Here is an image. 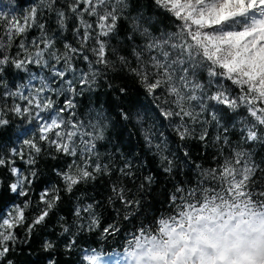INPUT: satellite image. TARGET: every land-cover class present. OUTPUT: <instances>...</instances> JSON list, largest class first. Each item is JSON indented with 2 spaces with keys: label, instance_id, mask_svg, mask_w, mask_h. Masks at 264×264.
<instances>
[{
  "label": "clouds",
  "instance_id": "obj_1",
  "mask_svg": "<svg viewBox=\"0 0 264 264\" xmlns=\"http://www.w3.org/2000/svg\"><path fill=\"white\" fill-rule=\"evenodd\" d=\"M134 2L135 0H90L92 7L87 10L92 15L89 17H94L95 23L100 16L106 17L103 29L105 35L101 37V30L97 28L85 29L81 35L80 29H84L85 23L93 22L77 14L78 26L73 30V36L79 47L67 40L61 41L62 48L58 47V38L49 34L46 27L40 31L35 44L32 41L30 45L25 44L20 48L23 52L22 58L19 54L16 57L8 55L10 44L0 45V51L4 52L0 58V76L4 75L5 67L11 64L16 72L23 73L25 77L15 88L10 87L7 80H0V87L5 89L3 96L11 98L12 101L11 104L0 106V129L12 124L16 118L21 121L14 131L25 151L18 152L16 148H11L10 152L13 157L20 156L26 166H32L27 174L15 166L9 169L14 178L8 186L11 193L29 197L22 207L17 205L15 208H23L26 213L31 207L30 189L38 176L35 165L38 162L37 157L42 154L41 142L53 150V161L57 159V155L70 158L63 170L52 168L58 183H53L51 187L40 192L38 204L42 207L28 224L29 232L37 225H43L57 209L62 202L59 194L61 191L71 199L78 188L94 185L101 177H107L111 181L110 206L115 207V200H120L122 207L116 209L117 216H122L129 224L132 223L131 217L137 216L141 211L142 200L149 195L156 180L151 173H141L143 181L135 190L130 189L123 180L126 176H134L131 165L125 163L124 168L117 169L114 163L115 154L104 162L107 153L101 152L98 145L108 143L109 132L114 128L117 129L115 134L119 136L121 123L137 130L146 149L158 158L163 171L169 175L173 173L176 161L181 159L180 152L183 151L184 156H188L184 142L194 139L203 142L205 147H211L216 153L213 159L219 157L222 163L215 168H205L197 164V185L207 188L205 181L215 180L216 184H222L223 191H227L235 182L239 187L233 188L232 193H245L243 197H238L241 201L257 197L251 201L250 207L255 211H264V204L259 203L258 195L264 189V176L257 178V171L264 173V169L253 159V149L246 146L264 143V123H261L264 111H259L260 105L264 104V97L258 96L255 91H247V84L237 83L245 78L239 72L229 70L233 60L229 52L233 45L242 43L244 39H252L238 37L234 33L253 27L264 32V27L260 24L264 22V16L260 15L264 9L257 4L246 22L226 20L223 10L204 11L206 6L213 3L219 6L223 0H191V8L186 10L191 13V18L186 19L185 12L176 16L175 11L179 9L169 11L170 5L154 0L156 7L166 11L177 21L174 31H156V26L149 18L133 14ZM53 3L54 0H38V4L31 9L35 8L40 12L47 8L50 12H56V24L63 37L68 32L70 17L64 10L55 9ZM27 15L31 20L30 12ZM252 16L256 17L257 24L253 23ZM122 17L129 21L130 32L126 41L118 31ZM17 35L12 33L13 40ZM23 36V40H26V34ZM114 36L117 39L116 45L112 44ZM129 57L134 58L135 67ZM81 58L87 65V71L77 67L76 62ZM30 65L39 69V74L33 72ZM122 70L128 74L130 82L138 84V99L133 103L130 97L134 90L120 87L123 99L116 97L119 101V118L115 115L109 118L106 110L93 107L81 111L82 104L76 97L85 92L97 91L101 80L108 83L110 73L122 74ZM77 85L83 87L77 90ZM232 86L239 89L238 96L232 94ZM108 87L111 88L112 84L108 83ZM61 97L65 98L62 107L59 103ZM250 97L253 98L251 105ZM242 108L246 109L247 116L240 115ZM256 112L259 114H252ZM229 114L235 116L240 123L242 135L239 142H230V135L225 134L230 131L225 126ZM9 116L13 119H9ZM248 117H251V122ZM213 125L214 131L209 143L206 138L209 137V130ZM169 131L177 138L174 142L166 134ZM0 161L6 164V158L2 155ZM225 168L228 169V175L221 179ZM213 169H219L215 176L212 175ZM114 171L119 172L116 180H112ZM2 184L0 181V186ZM178 189L183 192L182 188L177 187L176 190ZM216 191L221 192V189L217 188ZM83 212L88 213L87 219L82 215ZM42 213L47 215L36 224L35 221ZM75 215L78 219L73 221L76 225L73 236L85 230L99 231L101 217L93 203L83 206L77 201ZM27 219L26 214L18 219L17 227H23ZM111 225L113 231L105 234L103 230L100 234L101 240L120 231L121 225L115 222ZM15 229L9 239L0 237V244L8 247L10 242L17 243ZM70 231L72 229L69 226H62L63 234ZM136 235L133 232L126 239L119 264H128L126 253L134 247V243L130 246V241ZM51 248L53 244L46 241L45 249ZM5 255L0 256V259ZM94 255L100 257V264H111L109 261H102L101 253L96 249L84 254L83 261L90 264L86 257ZM8 264L13 262L9 260ZM49 264L52 262L49 261Z\"/></svg>",
  "mask_w": 264,
  "mask_h": 264
},
{
  "label": "trees",
  "instance_id": "obj_2",
  "mask_svg": "<svg viewBox=\"0 0 264 264\" xmlns=\"http://www.w3.org/2000/svg\"><path fill=\"white\" fill-rule=\"evenodd\" d=\"M70 0H55L53 7L55 9L64 10L70 17L68 20V32L61 37V33L56 24L57 15L56 12H50L47 8H43L38 14V22L45 24L46 30L49 34H54L57 39V46L62 48V40H67L79 47L75 43V37L73 36V30L78 26V20L74 14L69 11L68 4ZM38 4V0H0V12L6 13L8 19L16 17L21 19L27 15L31 8ZM82 7V6H81ZM134 15H140L149 18L156 26V31L159 30H175V17L171 16L166 11L158 8L154 4V0H135L134 9L132 10ZM85 19L95 24V18L85 15ZM7 23L0 24V37H3L5 44H7V37L5 35V29ZM119 34L122 38H127V34L130 32L129 21L123 17L119 21L118 26ZM80 34H83V29H80ZM40 36V29L33 27L26 33V44H31L34 39ZM25 39L24 36L16 37L11 48L8 49V55L16 57L17 54L22 58L23 52L19 48L20 41ZM94 43V42H93ZM112 44H117V39L114 36L112 38ZM4 52L0 51V58H2ZM111 57V53H109ZM132 60V66L135 67V60L133 57H129ZM77 67L87 71V65L81 58L76 62ZM30 69L33 72L39 74V69L30 65ZM25 79L23 73L16 72L11 64L5 67L4 75L0 76V80H7L10 87L15 88L18 82H23ZM108 83L112 84V87H108ZM108 83L104 80L100 81V87L95 92H85L82 96L76 97V100L82 104L81 111L85 108L93 107L106 110L107 115L111 118L115 115L119 118V101L116 97L120 96L123 99L119 89L120 87L131 88L133 93L130 97L134 103L138 99L136 90L139 88L138 84L129 81L128 74L123 72L122 74H109ZM230 84V82H228ZM83 87L77 85V90ZM232 94L234 96L239 95V89L232 86ZM5 89L0 87V106L11 104V98L4 97L3 92ZM142 91V90H140ZM55 99V97H53ZM64 97L60 98V106H63ZM259 103V102H257ZM227 111V110H225ZM240 115L247 116L246 109L240 110ZM9 119H13L9 116ZM178 121L179 118L177 117ZM251 122V117H248ZM21 121L16 118L14 122L6 128L0 129V155L6 158V164L0 166V181L3 182L0 186V215L6 216L9 212L13 211L17 205L23 206L25 200L29 197H20L18 193L13 194L9 189V183L14 180L9 171L10 167H18L22 171H27L32 166H26L20 156L13 157L10 149L16 148L18 152H24L18 142L15 135L16 125ZM233 125H235L233 127ZM225 126L230 129L227 135H230V142H239L242 133L240 132V123L237 118L229 114ZM117 129H112L109 132L108 143L98 145L100 151L107 153L104 157L106 163L112 154H115L116 168H124L125 163H129L134 172L133 177H124L123 183L128 188L135 190L137 185L143 181V175L151 173L156 180L155 185L152 187L149 195L142 200L141 211L137 216L131 217L132 223L123 220V217L117 216L116 209L121 208L122 204L120 200H115V207L110 206L109 197L112 196L111 181L107 177H101L93 184L82 186L78 188L72 198H67L63 191L59 194L62 197V202L58 205L57 209L50 214L46 222L43 225H37L31 232L28 231V224L32 222L34 215L38 214L39 208L42 207L38 204L39 194L46 188L52 186L53 183H58V179L52 168H59L63 170L70 162V158L57 155V159L53 161L51 155L54 154L52 149H48L47 146L41 142L42 148L41 156L37 157V164L35 167L38 169V176L33 181V185L30 189L31 207L26 211L28 217L26 224L23 227H17L15 233L17 235V243H9V252L5 257L0 259V264H8L11 260L13 264H86L83 261V255L90 252L92 249H96L101 255H108L114 253H120L126 246V239L130 238L135 232L139 233L141 225L147 227L149 224H153L154 220L165 215H171L174 213L175 204L172 197L183 196L185 192H176V188L180 187L184 190H189L197 186V164L203 165L205 168H215L222 159L216 156V153L211 147H205L203 142L198 139L184 142V146L188 151V156H184L183 151L180 152L181 159L176 161V167L171 175L165 173L160 166L158 158L149 152L142 140L139 137L137 130L131 126L124 125L118 129L119 136L115 134ZM214 131L213 128L209 130V137L206 139L211 143V137ZM223 131V130H221ZM264 131V130H262ZM169 140L175 141L177 138L174 133L170 131L166 133ZM253 149V159L256 163L260 164L261 169H264V143H256L255 145H246ZM171 155V153H169ZM26 158V157H25ZM110 167L112 165H109ZM127 171V169H125ZM143 173V175H141ZM119 175L118 171H114L112 174V180H116ZM264 176V173L257 171V178ZM139 177V179H137ZM147 187V185H145ZM131 198V193L129 194ZM79 198V199H78ZM77 201L79 205L86 206L87 203H93L96 211L100 214L101 223L99 231H81L78 235L73 236L76 225L73 221L78 218L75 215V209L77 207ZM150 205V206H146ZM102 206V207H101ZM82 215L85 219L88 217L87 212H83ZM64 219H61V217ZM117 223L121 225L119 232H113L107 236V239L101 240L100 234L104 227L109 224ZM69 226L72 231L68 234L62 233V226ZM71 238V239H70ZM74 239V243H72ZM53 244V248L46 250L45 242Z\"/></svg>",
  "mask_w": 264,
  "mask_h": 264
},
{
  "label": "snow or ice",
  "instance_id": "obj_3",
  "mask_svg": "<svg viewBox=\"0 0 264 264\" xmlns=\"http://www.w3.org/2000/svg\"><path fill=\"white\" fill-rule=\"evenodd\" d=\"M163 4L170 5L169 11H175L176 16L185 12V18H191V13L186 12L191 8V0H161ZM55 4V0L53 5ZM257 4L264 9V0H223L219 6L215 3L206 6L204 11L214 12L223 10L226 20L245 21L250 16ZM82 6V7H81ZM92 7L90 0H70L69 11L77 18L92 15L87 9ZM31 20L28 15L21 19L12 17L10 20L3 12H0V24L7 23L5 35L7 43L12 46V33L23 36L33 27L40 31L45 26L38 22V9H31ZM67 14V13H65ZM264 16V10L260 12ZM106 17L100 16L95 24L85 23V29H100V36L105 35L103 29ZM252 21L257 24L255 16ZM199 22V21H194ZM264 27V22H260ZM238 37H252L251 40L244 39L242 43L233 45L229 55L233 57L230 62V71H236L245 79L237 81L248 85L247 91H255L258 96L264 97V32H259L256 27L244 29L234 33ZM3 37H0V45H4ZM26 44L21 40L19 48ZM35 44V39L33 40ZM101 53L103 44H100ZM237 58H239L237 60ZM227 66V65H226ZM253 98H249L251 105ZM259 102V101H257ZM259 111H264V104L260 105ZM258 115L259 112L252 113ZM264 123V117L261 118ZM0 161V166L4 165ZM219 169H213L215 176ZM228 169L223 170L221 179L226 178ZM207 188L200 185L184 190L186 194L180 197L173 196L175 204L174 213L165 215L154 220L147 227L141 225L139 233L130 241L134 243L131 251L126 253L128 264H264V211H255L250 207L251 201H241L245 193L233 194L232 189L239 185L233 182L231 188L223 191L222 184H216L215 180L205 181ZM215 184V187L213 185ZM15 187V186H14ZM258 187V186H257ZM220 188L221 192L216 189ZM251 191V186H250ZM181 192V190H176ZM259 203L264 204V189H261ZM25 213L23 208H15L6 216L0 215V237L9 239L17 227L16 221L22 219ZM47 213H42L37 220L44 219ZM105 234L113 231L109 224L103 228ZM9 252V246L0 244V256ZM90 264H100L99 256L86 257Z\"/></svg>",
  "mask_w": 264,
  "mask_h": 264
},
{
  "label": "rangeland",
  "instance_id": "obj_4",
  "mask_svg": "<svg viewBox=\"0 0 264 264\" xmlns=\"http://www.w3.org/2000/svg\"><path fill=\"white\" fill-rule=\"evenodd\" d=\"M122 253H123V251L120 253H115L113 255H109V256H105V257L103 255H101V260L102 261H109V262H111V264H119Z\"/></svg>",
  "mask_w": 264,
  "mask_h": 264
}]
</instances>
